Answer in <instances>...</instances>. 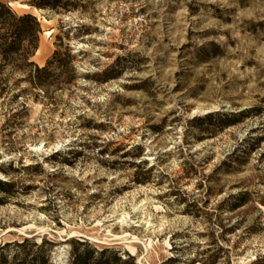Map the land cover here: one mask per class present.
I'll use <instances>...</instances> for the list:
<instances>
[{
	"label": "rangeland",
	"instance_id": "1",
	"mask_svg": "<svg viewBox=\"0 0 264 264\" xmlns=\"http://www.w3.org/2000/svg\"><path fill=\"white\" fill-rule=\"evenodd\" d=\"M68 1L10 6L64 64L0 57V264H264V0Z\"/></svg>",
	"mask_w": 264,
	"mask_h": 264
},
{
	"label": "trees",
	"instance_id": "2",
	"mask_svg": "<svg viewBox=\"0 0 264 264\" xmlns=\"http://www.w3.org/2000/svg\"><path fill=\"white\" fill-rule=\"evenodd\" d=\"M28 5L40 11L48 10L57 13H69L76 9V5L68 0H31ZM41 33V25L36 16L31 13L19 15L0 0V57L3 65L11 66L15 71L28 70L29 73L32 68L33 75L29 76V82L44 87L48 79L55 76V71L63 67L64 59L61 58L59 46H57L52 58L45 66L39 67L31 61L39 48ZM81 257L82 254L74 253V264H89L81 261Z\"/></svg>",
	"mask_w": 264,
	"mask_h": 264
},
{
	"label": "bare ground",
	"instance_id": "3",
	"mask_svg": "<svg viewBox=\"0 0 264 264\" xmlns=\"http://www.w3.org/2000/svg\"><path fill=\"white\" fill-rule=\"evenodd\" d=\"M9 5H11V7H15V6H17V7L23 8V9H31V10H33V12H34V15H36L40 21H42V22H44V23H47V24H51V23H53V21H49V20L43 18V17L40 15V10H38V9H36V8H34V7H30L29 5L19 4V3H16V2H10ZM53 32H54V30H46V31L44 32V36H45L46 38H48V37H50V36L52 35ZM39 53H40V50H38L37 55H38ZM213 109H215L216 112L219 111L218 107H215V108H213ZM208 113H210V110H209V109H205V108H201V107H198L197 110L194 111V114H199V115H206V114H208ZM152 159H153V158H148V160H152ZM76 236H80V237H82V238L84 237V235H82L79 231H77V230H73V231L71 232V236H70V238H72V237H76ZM92 240L95 241V242H97V243H100V244H104V243H106V241H100V240H97V239H92ZM127 243L136 244V243H139V241H138V240H131V241L127 242ZM65 258H66V257H65L64 255H60V256L58 257V259H57V263H58V264H64V263H65Z\"/></svg>",
	"mask_w": 264,
	"mask_h": 264
},
{
	"label": "water",
	"instance_id": "4",
	"mask_svg": "<svg viewBox=\"0 0 264 264\" xmlns=\"http://www.w3.org/2000/svg\"><path fill=\"white\" fill-rule=\"evenodd\" d=\"M9 6H11V5H9Z\"/></svg>",
	"mask_w": 264,
	"mask_h": 264
}]
</instances>
